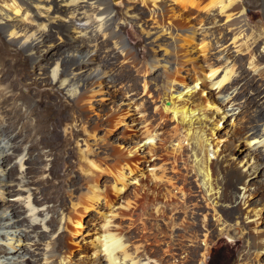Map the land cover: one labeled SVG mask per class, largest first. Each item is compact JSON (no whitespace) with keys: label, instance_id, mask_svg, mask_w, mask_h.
I'll list each match as a JSON object with an SVG mask.
<instances>
[{"label":"rangeland","instance_id":"obj_1","mask_svg":"<svg viewBox=\"0 0 264 264\" xmlns=\"http://www.w3.org/2000/svg\"><path fill=\"white\" fill-rule=\"evenodd\" d=\"M16 1L22 3L25 8L21 15L8 21V18L0 13V160L10 155L9 168L2 165L0 174L5 176L8 170L12 172L13 177L8 179L11 185L9 189L15 193L13 192V197L7 198L17 201L19 224L27 225L30 218L25 201L28 193L19 190L22 189L19 177L24 173L28 182L23 187L30 189L34 204L41 211L39 216L44 217V205L45 208H49L51 230L46 232L42 229V225H37L34 234L38 230L36 233L40 235L38 244L34 245L31 240H22L17 249H13L7 238L1 237L0 245H3L9 253L18 250L29 252V261L22 259L21 254V258H15L13 261L0 257V264H50L52 261L53 264H58L57 257L48 260L53 249L61 256L69 254L68 262L71 264L94 262L108 264L104 251L99 250L94 253V242L96 243L97 234L102 236L106 228L118 226L120 227L118 232L128 245L127 251L132 257L139 254L137 259H144L147 255L158 264H254V249L250 245L255 236L253 228L256 225L252 222L238 225V221L242 222L240 217L244 214V208L234 210L229 207L230 201H225L221 203L222 205L207 201L204 198L205 191L199 186L195 185L191 190L190 187L186 188L190 198L189 209L187 214L183 213L178 216L179 218L176 216L178 227L174 230L175 234L173 235L170 228H155L156 230L150 233V244L145 240L146 232L142 222L146 220L145 209L152 199L145 198L146 195L139 190L140 187L133 184V193L136 192L137 197L141 194L145 196L138 199L137 208L127 209V200H122L115 208L111 205L112 199H115V193L111 190L115 154L120 153L127 157V149L134 145V140H144L146 125L156 128L155 132H163L160 109L164 105L163 102H170L166 95L170 78L167 80L166 75L170 70L175 71L174 66L165 70L161 67L165 62L159 65L157 70L160 80L156 81L152 80L150 73L138 75L136 71L138 66L151 63L154 58L162 59L165 47L174 44L171 38L152 42L153 35L148 37L146 34L149 28H146L145 32L142 31L140 23L148 21L149 24L156 25L154 19H150L149 8L139 1L130 15V13L126 14V6L130 5L128 1L117 2L113 16L118 23L125 22L123 29H117L121 34V38L118 37L116 42L119 45L117 46L114 40L110 41L108 35L89 39L85 33L81 39L89 45L87 48L93 54V62L89 68L83 69L81 60L88 51H76L71 45L72 38L77 34L67 25L66 20L69 19L67 7L61 6L56 1L51 3L47 0H0V10L15 16V11L8 10L7 7ZM222 1L225 4L229 2V0H185L188 9L185 10L172 0H163L159 4L163 12L158 11V14L161 22L169 26L176 36L182 28L193 25L198 31L200 30L199 34L201 33L197 37V42L204 36L210 45L213 44L209 57L220 72L215 81L224 76V70L229 68L228 64L234 65L233 90L238 88L237 92H239L238 94L235 92L236 103L242 104L243 108L246 106L251 111L260 98L256 96L263 90L264 80L253 72L245 53L237 51L233 39L240 26H244L245 33H260L264 25V0H237L234 4L237 9L233 12L229 11L230 9L222 12ZM35 4L51 7L50 14L57 17L43 27L45 29H42L41 24L46 23L47 17L37 13L33 7ZM176 10L177 14H175ZM228 13H233L232 18H227ZM134 15H139L142 19H136ZM236 20H242V24L231 28L230 22ZM171 21L172 25L169 23ZM84 22L92 28L97 27V7L88 11L87 20L82 23ZM13 23L17 24L20 32L18 38L10 36L6 29L8 24ZM157 30L160 28H155V31ZM155 31L152 30L151 33ZM40 40L42 42H39ZM31 42L34 44L29 49L28 44ZM179 43L180 40L177 41L178 45ZM200 48L201 46L193 51L195 58L193 57L191 62L184 63L182 70L184 75L194 76L195 69H199V66L204 64V56ZM123 49H125L124 53ZM257 50V55H264L262 47H258ZM126 52L130 53L127 57ZM184 53L185 51H182L181 54ZM228 58L229 63H227ZM167 66L170 67V64ZM53 69H57L62 80L70 78L67 74L74 72L77 77L72 82H75V85L62 87L60 83L54 82ZM87 71L89 74L93 72L95 78L97 75L104 78L112 76L117 86L106 87L99 95L92 96L89 92L92 80H87L85 77ZM145 82L148 84L147 90L144 89ZM206 82L202 84V81L201 83L199 81V90L201 87L208 94L217 97V86H210L209 80ZM73 87L78 94H81L78 100L70 92ZM187 90L183 87L180 90L179 86L178 91L177 85L176 93L181 92L189 96ZM202 100L204 101L205 98ZM219 107L223 108L221 105ZM231 109L213 110L216 114L223 112L225 115L223 123H226L224 126L221 124L223 128L221 131L219 129L220 136H224V132L230 130L234 121L236 122ZM170 115L172 117L171 113ZM119 116H122L121 125L117 129L115 124L119 121L117 120ZM221 118L219 116L215 122ZM171 121V127H175L177 121L174 119ZM195 126L199 125L195 124ZM231 141L238 146L233 143L225 144L228 146L225 151L227 157L221 161L220 168L223 173L240 174L241 164L248 159L246 146L234 139ZM138 143L140 145V142ZM135 157L140 161L139 178L143 182L154 169L163 164V161H157L148 150L141 151ZM21 160L24 165L23 172L20 170ZM94 162L103 170L97 172L98 177L101 178L99 187L102 189L104 199H101L102 202L95 208L88 209L89 203L84 195L88 192L89 175L85 173L84 168L92 169L90 163ZM105 169L107 172L104 171ZM244 179L247 181V178ZM254 183L257 187L264 185V165L260 166ZM135 199L136 197L129 198L130 201H136ZM5 215L10 217L12 211H5L0 206V218ZM78 221L79 224L76 223ZM260 229H264V221L260 223ZM0 231L5 233V230L0 229ZM62 250L70 253H64Z\"/></svg>","mask_w":264,"mask_h":264},{"label":"bare ground","instance_id":"obj_2","mask_svg":"<svg viewBox=\"0 0 264 264\" xmlns=\"http://www.w3.org/2000/svg\"><path fill=\"white\" fill-rule=\"evenodd\" d=\"M47 1L51 3L53 1H56L61 6L67 7V18H69L68 20H66L67 25L77 34L72 38L71 45L74 49H76V51H88L86 56L81 60L83 69L89 68L93 62V54L87 48L89 45L85 44V40L81 39L82 37H84L85 33L86 36L89 37V39L95 37H97L98 39L101 35H108L110 41L114 40L115 43L117 42L118 37L121 38V34L117 32V29H123L125 22L119 21L120 23H118L114 18L113 13L115 11L114 8L116 3H114L112 0ZM127 1L130 5L126 6V14L130 13L131 15L132 11L135 10L136 5L139 1H142L144 5L149 8L150 19H154V24L156 25L153 26L149 24L148 21H146L140 23L139 26L144 32L146 28H149V30L146 31V34H148V37L153 35L152 42L164 41L167 38H171L174 41V44L165 47V53L162 55V59L154 58L151 60V63L148 62L147 64L138 66L136 69L138 75H146L147 73H150L152 80L156 81L160 76L158 75L159 72L157 68H159V65H161L163 62L165 63L162 64L161 67L166 70L168 68L171 69V67L174 66L175 71L173 70V73V71L170 70V72L166 75L167 80L168 78H170L166 87V95L169 97L170 102H163L164 105L162 106V109H160L159 114L162 121L161 126L163 127L164 131L155 132L156 128L153 129L152 126L146 125L144 126V134L142 133L144 136V140H134V145H132V147L130 146V148L127 147V157L121 155L120 153L115 154L113 162L114 166L111 175V190L115 193V199H112L111 205L113 206V208H115L116 204L119 205L121 204L119 202H121L122 200H127V209L137 208L136 205L138 204V199L144 196L141 194L139 197H137L136 192L133 193V184L138 185L140 187L139 190L145 193L146 197H144L152 199V201L149 202L147 206L145 205L147 207V209H145V215L147 217L146 220L142 222L143 229L146 232L145 236H143L145 237L147 243L150 244V233L153 230L163 229L164 227H166L172 229L173 235L175 234L174 230L176 229V227H178V224L176 223L177 217L182 215L183 213L187 214L189 209L190 198L188 196V190L186 188L190 187L189 189L191 190V188H193L195 185L196 187L199 186L205 191L204 198H206L207 201H212V203L216 202L217 205L219 203H224L225 201H230L228 202L230 208L234 210L244 208V214L242 215V217H240V219H242V222L238 221L237 224L239 225V223L242 224L244 222L245 225L249 222H252L256 225L253 228L255 236H252V245L250 246L254 249V264H264V229H260V223H263L264 221V185L257 187L254 183V180H256V175L259 174L260 166L264 165V88L257 94L256 98H260L257 101L256 105L251 108V111H249L246 106H244L243 108V106H241L242 104L240 105L236 103L235 92H237L238 88H235L233 90V82L235 81V79H233V75H235L233 73L234 65L230 66L228 64L229 68L227 70H224V76H222L220 80L215 81V78L219 77L217 75L220 72L219 68L216 67L215 63H213L214 61H211L212 59H210L209 57V53H211L210 50H212L211 45L213 44L210 45V43L206 41L203 36L205 34H203V38L200 39L199 42H197V37H199L198 35L201 34H199L200 30L198 31L197 27L195 28V26L191 25L187 28H182L181 30H179L181 32H179L178 36H176L171 28L169 26H165L164 23L161 22L162 20H160L158 11L162 13L163 10L159 4L163 0ZM172 1H174V3L176 4L181 5L183 8H185V10H188L186 9L187 6L184 2L185 0ZM236 1L237 0H229V2L226 4L222 1L221 11L227 12L230 9L229 11L233 12L237 9L236 6H234V4H236ZM33 7L37 10V13L39 15L47 17L46 23L44 22L41 24L42 29H45L43 27H46L49 22H52L51 20L57 18L56 16L53 17L50 14L52 10L51 7L46 8L41 4H35ZM96 7L97 27L92 28V26L87 25V22H82L87 20L88 11ZM7 8L8 10L15 11V16H10V14L6 13L3 10H0V13L2 15H5L6 19L8 18V21L14 20L17 16L21 15L23 13V10L25 9L22 3H18L17 1L12 5H9ZM175 14H177V10ZM232 14L233 13L229 14L227 18H232ZM134 17L136 19H142L139 15H134ZM169 23L171 25L173 24L172 21ZM240 24H242V20H236L230 22V27H239ZM16 25L17 24L13 23L8 24L6 27L7 31L10 33V36H12L13 38H18L20 33ZM243 27L244 26H240L238 31L235 32L233 43L239 53H245V57L248 58V61L250 63L249 65L252 67V70L257 75V77H260L264 80V55H257L258 47H262L264 50V25L261 27L259 34L245 33L246 29L244 30ZM155 28H160V30L155 31ZM152 30H154L155 32L151 33ZM167 35H169L170 37ZM178 40H180L179 45L177 44ZM39 42L42 41L40 40ZM122 42H124L125 44V41H123V39ZM32 44H34V42L28 44L29 49L32 48ZM116 44L117 46L119 45V43ZM199 46H201L200 51L204 56V64L200 65L199 69H195L194 76H186L182 72L183 67L185 66L184 63H186V61H192L194 57L193 51ZM121 47H124V45H121ZM182 51L188 53L181 54ZM122 52L124 53L125 49H123ZM129 54L130 53L126 52L125 56L127 57ZM227 60V63H229V58ZM167 64H170V67H168ZM59 74L60 73L57 71V69H53L54 82L60 83L62 87H72L75 85V82H72L73 80L75 81V77H77L74 72L67 74V76L70 78H65L63 80L60 78ZM93 76V72L89 74L87 71L85 74L87 80H92L91 88H89V92L92 96L99 95L101 91H103V89L106 87L115 88L117 86L115 78H113L112 76H109L108 78L101 77V75H97L96 78L95 76ZM207 80H209L211 84L210 86H217V97H215L211 93L208 94L206 90L201 87L199 90V81L200 83L202 81L203 84ZM147 85L148 84L145 82V90L148 89ZM177 85L178 91L180 86V90L181 87H183V89H188L187 92H189L190 95L185 96L183 95L185 93L181 92L177 94ZM75 87H73L70 92H72L78 100L81 94H78ZM150 89L151 86L149 90ZM231 90L233 91L230 93ZM238 93L239 92H237V94ZM221 95L223 96L221 97ZM203 98H205L204 101L202 100ZM219 105L227 109V111L232 108L231 110L234 113L233 117H236V122L234 121V124L232 123V128L224 132V130L226 129L225 128L222 131L225 134L224 136H220V131L226 123H223V121H225V115L223 112L219 114L213 112V110H223V108L219 107ZM170 113L172 114V117H170ZM124 114L125 113H123V115ZM219 116L222 118L219 119L218 122H215V119H218ZM121 117L122 116H119V119H117L119 121H117L115 124L117 129L120 128ZM169 117L177 121V125L175 127H171V122L173 120L171 121ZM195 124H198L199 126L196 127ZM221 124H223V126H221ZM233 139L245 144L246 146L245 152H247L246 157L248 159L245 163L243 162L241 164L242 169L240 174H233L231 172L223 173L220 168L221 161L224 157H227L225 151L228 146L225 144L233 143L236 147L238 146L231 141ZM138 142H140V145ZM147 150L150 154H152L153 157L156 158L157 161H163V164H161V166H159L157 169H154L151 172L150 176L148 175L149 177H146L147 180L143 182L139 178V171H141L139 165L140 161L135 157V155L140 153L141 151L145 152ZM9 157L10 155H6L0 160V167L4 165L9 168ZM82 159L83 157H81V160ZM23 160H21L20 162L21 172L24 171ZM90 164L93 167L92 169L84 168L85 173L89 175L88 192H85L86 194L84 195L86 201H88L89 203V206L87 207L88 209L89 207L90 209L95 208L100 202H102L101 199H104V196L102 195V189L99 187L101 178L98 177L97 172L98 170H103L99 165H97V163L95 164V162ZM86 165L87 164H85V166ZM104 171L107 172L106 169ZM11 173L12 172L8 170L5 176L0 174V206L5 211H12V215L10 217L5 215L4 217L0 218V229L5 230V233H1L0 231V238H7L9 240V244L13 247V249H17V246H19L22 240H31L33 241L32 243H34V245H37L40 241V235L39 233L36 234L38 230L34 234V228L37 225H42V229L44 231L49 232V230H51L49 226V208H45L46 206L44 205V217L39 216V213L41 211L34 204V199L32 197L33 195L30 193V189L23 187L28 181L25 177V174L22 173L19 177L22 183V189L19 190H23L28 193L25 201L27 203L26 208L30 218L28 219L27 225L19 224L20 214L16 209L17 201L7 198L8 196L13 197V194L15 193V191L9 189L11 185H9L8 179L13 177ZM244 177L247 178V181L244 179ZM250 178L252 179L250 180ZM151 196L153 198H151ZM130 197H136V201H130ZM196 206L198 205L196 204ZM76 223L79 224V221ZM119 230V226L116 228H106L102 236H99L97 234L96 243L94 242V253H97L99 250L104 251V253H106L105 257L108 260V264H126L128 260L129 263L127 264H152V262L153 264L154 262L155 264H158L156 260L147 255H145L146 258L144 259H137V256L139 254L136 257H132V254L127 251L128 245L118 232ZM170 237L172 238V236ZM190 241L194 242L193 239H190ZM52 244L55 245L54 243ZM193 245L194 244L192 243L191 246ZM205 245H208L207 242ZM52 251H50L52 253L49 254L48 260L53 257H57L59 259V261L57 262L58 264H71L70 262H68L69 254L61 256L59 254H56L54 249ZM28 253L26 251L21 252L19 250L15 253H9L7 249L3 247V245H0V257H4L11 261H13L15 258H21V254L23 255L22 259H26V261H29ZM64 253L70 252L65 251ZM12 254H14L13 256L15 257H13ZM50 264H53V261ZM93 264H96V262H94Z\"/></svg>","mask_w":264,"mask_h":264},{"label":"water","instance_id":"obj_3","mask_svg":"<svg viewBox=\"0 0 264 264\" xmlns=\"http://www.w3.org/2000/svg\"><path fill=\"white\" fill-rule=\"evenodd\" d=\"M121 0H114L115 3L120 2Z\"/></svg>","mask_w":264,"mask_h":264}]
</instances>
